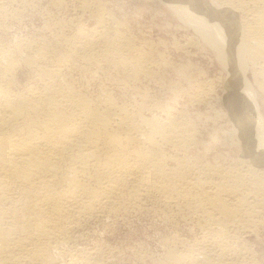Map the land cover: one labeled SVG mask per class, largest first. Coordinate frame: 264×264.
<instances>
[{
  "label": "bare ground",
  "instance_id": "1",
  "mask_svg": "<svg viewBox=\"0 0 264 264\" xmlns=\"http://www.w3.org/2000/svg\"><path fill=\"white\" fill-rule=\"evenodd\" d=\"M31 1L0 0V19L13 18L19 14L14 7H29ZM89 1L88 6L82 2L99 28L97 37L78 28L83 41L72 42L55 31L57 46L76 57L78 51L86 54L89 62L147 77L154 45L142 42L137 49L121 23L104 13L99 1ZM158 1L214 52L225 72L221 99L232 119L225 134L241 157L211 163L190 154L197 144L195 129L183 113L160 109L159 116L152 110L147 118L144 104L130 110L109 98H87L71 79L61 80V70L41 63L47 58L65 62L67 54L58 57L56 49L53 54L52 48L39 47L24 59L41 86L15 92L11 86L19 64L5 56L0 66V264H48L49 250L70 238L83 217L97 209L115 213L131 200L155 196L180 214L196 216L204 232V240L184 252L172 245L165 264H256L255 252L238 241L264 223V0ZM197 90L199 100L205 90L200 85Z\"/></svg>",
  "mask_w": 264,
  "mask_h": 264
},
{
  "label": "rangeland",
  "instance_id": "2",
  "mask_svg": "<svg viewBox=\"0 0 264 264\" xmlns=\"http://www.w3.org/2000/svg\"><path fill=\"white\" fill-rule=\"evenodd\" d=\"M82 1L63 0L58 5L52 0H32L29 7H21V4L14 7L18 11L15 14L19 13L17 16H8L3 18L4 21L0 19V66L5 56L19 64L15 71L16 81L11 86L13 91L23 92L33 86L39 88L41 79L34 70L24 65V59L34 57L39 47L52 48L50 52L56 49L55 55L59 53L58 57L62 54L64 58L67 54L65 58L68 62L64 59L65 62L60 64L54 58H47L41 63L48 69L61 70V80L71 79L74 87L87 98L94 101L109 98L117 105L131 107L130 110L144 104L149 108L144 112L147 118L151 117L152 110L159 116L161 110L173 116L183 113L195 129L197 144L190 148V154L200 161L211 163L241 157L240 150L225 134L232 128V119L221 99L225 72L214 52L204 46L190 28L158 0H96L104 13L111 14L121 23V31L137 49L143 46L142 42L154 45L152 60L147 62L151 75L145 77L141 73L133 76L121 66L113 67L94 59L89 62L86 54L80 52L81 59L79 51H76V57L69 55L65 47H58L61 41L55 39V31L61 32L62 39L76 42L83 41L78 39V28L90 37L99 30ZM88 2L86 0L87 6ZM96 37L93 36L94 39ZM199 85L205 93L198 100L195 96ZM261 110L264 114L263 105ZM166 151L173 153L174 150L167 148ZM167 165L174 166L169 161ZM154 198H144L140 202L131 200L115 213L97 209V215L83 217L69 234L70 238L49 250L48 264H88L91 260L89 264H165L172 245L178 252H184L187 245L200 244L204 240V232L196 216L186 212L180 214L173 204H165L161 196ZM170 206L172 212L169 211ZM258 223L257 233L242 234L238 244L244 248L251 247L255 252L253 262L256 260V264H264V223Z\"/></svg>",
  "mask_w": 264,
  "mask_h": 264
}]
</instances>
